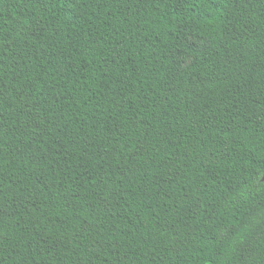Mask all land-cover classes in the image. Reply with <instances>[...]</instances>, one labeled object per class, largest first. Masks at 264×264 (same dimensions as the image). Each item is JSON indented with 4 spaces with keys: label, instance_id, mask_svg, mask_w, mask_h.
Wrapping results in <instances>:
<instances>
[{
    "label": "trees",
    "instance_id": "16d2710c",
    "mask_svg": "<svg viewBox=\"0 0 264 264\" xmlns=\"http://www.w3.org/2000/svg\"><path fill=\"white\" fill-rule=\"evenodd\" d=\"M264 0H0V264H264Z\"/></svg>",
    "mask_w": 264,
    "mask_h": 264
},
{
    "label": "water",
    "instance_id": "95a60500",
    "mask_svg": "<svg viewBox=\"0 0 264 264\" xmlns=\"http://www.w3.org/2000/svg\"><path fill=\"white\" fill-rule=\"evenodd\" d=\"M262 180L264 181V174H263V176H262Z\"/></svg>",
    "mask_w": 264,
    "mask_h": 264
}]
</instances>
